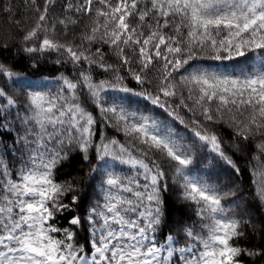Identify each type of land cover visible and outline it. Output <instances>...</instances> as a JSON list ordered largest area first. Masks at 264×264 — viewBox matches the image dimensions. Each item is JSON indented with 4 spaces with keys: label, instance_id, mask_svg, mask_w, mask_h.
I'll return each instance as SVG.
<instances>
[{
    "label": "snow or ice",
    "instance_id": "snow-or-ice-1",
    "mask_svg": "<svg viewBox=\"0 0 264 264\" xmlns=\"http://www.w3.org/2000/svg\"><path fill=\"white\" fill-rule=\"evenodd\" d=\"M26 3L36 20L21 50L33 60L55 52V63L73 71L72 78L56 77L53 91L51 81L17 79L14 66L0 61V264H242V255H262L236 246L241 220L225 200L240 189L224 191L210 176L194 175L192 165L198 147L239 177L235 152L207 130L206 122L227 123L238 137L236 152L250 153L251 182L264 204V0ZM0 10L13 11L2 0ZM85 19L91 23L78 44L55 38ZM97 42L111 49L139 91L124 84L100 48L90 49ZM96 69L114 75L97 80ZM149 105L179 119L191 136L145 115ZM177 108L192 114L189 123ZM100 124L128 142L98 136ZM257 137L253 151L245 142ZM77 158L100 182L95 202L65 227L58 217L72 212L80 195L75 182L56 176ZM97 161L103 163L94 167ZM116 165L127 171H114ZM172 195L192 209L187 221L171 218ZM77 229L88 233L85 246Z\"/></svg>",
    "mask_w": 264,
    "mask_h": 264
},
{
    "label": "trees",
    "instance_id": "trees-1",
    "mask_svg": "<svg viewBox=\"0 0 264 264\" xmlns=\"http://www.w3.org/2000/svg\"><path fill=\"white\" fill-rule=\"evenodd\" d=\"M2 2L6 7H12L13 11L9 15L7 12L0 10V61H7L8 65L14 66L12 70L17 74V79L27 78L33 82L41 80L51 81L53 86L52 90L55 91L56 77L61 73L72 78V65L63 62L60 64L55 63L58 58V54L55 52L37 53L35 55L39 57L38 60H33L31 56L24 53L21 50L22 36L25 32L31 30L35 26L36 15L31 11L26 0H2ZM59 14L60 9L57 7V11L52 14L53 19ZM89 23H91V21L85 19L83 24H80L74 29L68 30L67 36L63 35L58 29L55 38L61 42L71 41L78 44L80 42L81 34L86 31V25ZM4 45H7L6 49L4 48ZM89 47L93 52H95L96 48H100L104 53L105 61L114 65V68L116 69L115 74L124 77V84L136 91L140 90L141 86L132 79L127 70L119 67V61L107 45L97 42L89 45ZM200 62L218 63L209 61L207 58L202 59ZM113 75V72L104 73L99 69H96L93 72L94 79L97 80L111 79ZM149 79H151V76ZM9 87L10 89L15 87L17 95L22 91L11 82H9ZM148 87L151 86L149 85ZM81 102H84L83 98ZM177 102L178 98H173L170 101L173 106H175ZM85 106L88 107V105ZM149 107H152L153 111L152 113L145 112V115L151 114L155 116L158 121H165L172 126L175 133L185 137L186 140L191 136V132L185 128V124L180 123L179 119H174L173 117L168 116L162 109H156L151 105H149ZM88 110L91 111L92 108L89 107ZM177 112L186 123L190 122L189 117H191L192 114L187 112L186 109L177 108ZM157 113H159V115H156ZM94 116L98 121L101 119L98 111L94 112ZM200 118L202 119V117ZM206 123L208 124L207 130L214 132L223 140L225 150L230 155L235 152L233 159L237 162L238 167H240L241 174L239 177L233 175L230 166L223 162H220L219 164L214 163L211 156L206 152L200 151L198 147L193 149V174L210 176V182L218 183L224 191L229 190L228 187H225L226 185L233 190L236 188L240 189L236 196H229L225 200V205L230 208L231 214L235 218L241 220L240 231L243 232V235L238 237L235 243L236 246L240 247L242 250L247 249L259 251L262 255H256L253 257L242 255L239 259L242 264H264V204L256 198L254 191L255 186L251 182L254 177L250 175V153L247 151L243 153L236 152L233 145L236 144L238 137H236L235 131L230 128L227 123ZM99 135H103L106 139L115 138L121 143H127L129 140V138L125 137L122 132H118L110 125H98V136ZM259 139L260 138L257 137L256 140L245 143H247L248 148H251L254 151ZM7 143L11 144V141H7ZM187 146L191 147L190 141ZM205 156H208V159H204ZM102 163L103 162L101 161H97L93 166L98 167ZM121 169L127 171L124 166L120 165H116L114 171L119 172ZM56 179L61 183L64 181L70 183L75 182L76 191L80 195V203L74 208V210L58 217V225L67 227V219H69L71 215L84 214L85 209L90 203L95 202L97 198V186L100 182V178L97 173L89 172V168L85 165V162L77 158L66 162L57 173ZM240 196H242V199L239 198ZM67 199L70 200V194ZM233 200L235 203H230V201ZM181 209H183V211H181ZM169 212L173 220L184 219L187 221L188 217L192 215V209L183 204L176 195H172L169 199ZM76 231L78 233L77 241L81 246H85V240L88 237V233L80 229H77Z\"/></svg>",
    "mask_w": 264,
    "mask_h": 264
}]
</instances>
